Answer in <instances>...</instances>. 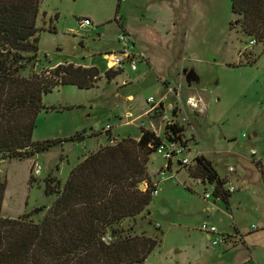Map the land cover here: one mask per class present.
<instances>
[{
  "label": "rangeland",
  "instance_id": "1",
  "mask_svg": "<svg viewBox=\"0 0 264 264\" xmlns=\"http://www.w3.org/2000/svg\"><path fill=\"white\" fill-rule=\"evenodd\" d=\"M117 3L118 0H41L36 20L41 30L35 70L62 62L92 63L99 78L93 88L60 85L43 96V104L55 108L37 114L32 140L62 142L34 157L0 160V178L6 177L1 214L16 218L31 213L30 219L37 222L55 199L54 193H45L47 178H55L62 186L84 154L112 143L111 138L135 139L142 128L162 137L165 125L160 115L148 118L143 114L148 107L146 98L154 96L159 100L167 85L181 82L182 99L192 94L203 104V112L190 116L182 134L189 146L184 157L190 162L181 166L180 156H176L166 169L167 160L152 152L146 171L158 193L134 220H124L122 227L133 226L137 233L149 236L157 234L156 227L162 231L161 242L145 264H220L213 251L222 245L234 247L242 243L243 235L236 229H258L253 234L256 237L264 230L262 187L250 183L245 188L233 174L219 175L226 180V189L234 187L232 192L228 190L226 205L212 196L213 184L190 177L189 169L196 164L194 158L201 155L221 174L228 167L235 171L236 157L216 150L229 148L233 141L224 140L222 134L235 136L245 146L251 141L258 151H264V39L257 41L244 35L231 12L230 0H123L116 13ZM82 18L91 23L79 24ZM123 32L137 53L136 69L124 63L123 70L108 79L104 75L109 59L106 53L122 46L118 35ZM183 69L194 70L198 81L188 85ZM167 100L174 103L171 94ZM126 111L134 117L129 124L121 119ZM252 124L261 129V139L249 137ZM106 125L110 126L106 129L109 137ZM76 132H82L81 140H67ZM254 155L248 165L249 178L260 170L257 164L261 159ZM34 164L41 167L37 174L32 171ZM146 184L141 182L140 189H145ZM205 192L210 193L209 198H204ZM204 225L215 227L218 233L234 231L225 236H240L239 241L232 239V246L228 238L227 245H213L202 231ZM218 236L212 234V238ZM250 249L255 250L252 254L256 261L250 259L245 264H264V245ZM240 260L236 256L232 264Z\"/></svg>",
  "mask_w": 264,
  "mask_h": 264
},
{
  "label": "trees",
  "instance_id": "2",
  "mask_svg": "<svg viewBox=\"0 0 264 264\" xmlns=\"http://www.w3.org/2000/svg\"><path fill=\"white\" fill-rule=\"evenodd\" d=\"M40 2L0 0V160L34 157L62 142L32 140L37 114L55 108L45 106L43 96L60 85L93 88L99 78L95 66L71 62L35 70ZM230 6L244 35L262 41L264 0H230ZM118 8L119 0L116 13ZM118 72L107 68L104 75L110 79ZM163 131L162 137L142 128L137 139L111 138L112 143L84 154L62 186L47 178L45 193H54L55 199L37 222L30 219L31 213L2 216L6 177L0 178V264H145L161 242L162 231L156 227L158 235L149 236L133 226L123 229L122 223L134 220L151 201L156 184L146 171L149 155L164 139L180 141L183 128L165 126ZM82 138V132H76L67 140ZM194 161L189 176L213 184L212 196L227 205L226 180L203 156ZM143 181L147 184L142 190ZM106 236L110 240H104Z\"/></svg>",
  "mask_w": 264,
  "mask_h": 264
},
{
  "label": "built area",
  "instance_id": "3",
  "mask_svg": "<svg viewBox=\"0 0 264 264\" xmlns=\"http://www.w3.org/2000/svg\"><path fill=\"white\" fill-rule=\"evenodd\" d=\"M123 1V0H119ZM91 22L88 18H82L79 19V24H87L89 25ZM118 40L121 43V47L116 50L115 52H109L106 55L109 57L108 59V68L112 70H123V64L127 63L131 70L136 69V63L135 59L137 57V53L134 50V45H129V36L127 34L120 33L118 35ZM255 42L254 39L250 41L251 44ZM166 90L162 94V97L159 100H156L154 96H148L146 98V104L148 107L144 110L143 114L145 116L149 117H155L157 115H160L163 123L165 126L171 127V126H178L183 128V132L181 133L180 141L175 140H166L164 139L163 142L156 148V152L160 153L164 159L172 162V159L176 156H180L178 160V164L181 166H184L190 162V160L187 157H184V154L188 151V143L185 142V139H183L182 134H184V129H186V124L190 121V116L194 114H198L203 112V104L202 100L199 97H196L195 95H187L184 99H182L181 96V90L182 85L181 82L176 83L175 86L167 85ZM172 95L174 97V103L172 104L170 101H168V96ZM163 106V107H162ZM161 112V114H160ZM132 114L128 111L125 112V122L128 123L131 121ZM110 126L106 125L105 129H109ZM169 133V132H168ZM191 142L194 143V139L191 138ZM252 154H254V151H251ZM166 164V169L167 168ZM41 167L39 165L34 164L32 167V171L37 174L39 173ZM228 171H233V167H228ZM32 173V172H31ZM161 175L165 174V172L162 170L160 172ZM157 183V182H156ZM228 190L232 192L234 190V187H228ZM158 193L157 189L154 188L152 190V195H156ZM210 193L205 192L204 198H209ZM202 231H204L206 234H208V239L211 241L213 245L217 244H224L227 245V239L230 237H227L225 235L219 234L215 227L211 226L208 228L206 225L202 227ZM216 233L220 236L212 238L211 234ZM240 236L238 238H230L239 241ZM104 240H110L109 236H106L103 238ZM235 241L231 240V244H233Z\"/></svg>",
  "mask_w": 264,
  "mask_h": 264
},
{
  "label": "crops",
  "instance_id": "4",
  "mask_svg": "<svg viewBox=\"0 0 264 264\" xmlns=\"http://www.w3.org/2000/svg\"><path fill=\"white\" fill-rule=\"evenodd\" d=\"M58 63H55L53 65H56ZM51 65V66H53ZM76 65H82V66H94L92 63L91 64H76ZM126 98H130V95H127ZM130 112V111H128ZM125 115V113H124ZM124 115L121 117V119H125ZM143 115V114H142ZM138 116V115H137ZM136 117V116H135ZM131 119H133L134 117L131 116ZM131 122V121H130ZM130 122L126 123L129 124ZM151 122V121H150ZM262 132L261 129L256 125L252 124L251 127V135H249V137L251 139H256L258 137V139H261ZM244 134H241V137ZM221 137L226 140V139H233L232 142H230L229 144H231V148H226V149H216L218 152H230L231 155L233 157H236V162L238 163V167H236L235 165V171L231 172V171H227L223 174H221L217 168L216 165H214V169L216 170V172L218 173V175H220L221 177H225L228 174H233V177L235 178V180L240 183L243 187H247L248 184L250 183H259V186L262 187V193L261 196H264V151L263 148L261 150H257L256 145H254L253 142L250 141V143L248 144V146H245V144H240V142L236 141V137L235 136H227L225 134H222ZM138 137H136L135 139H137ZM195 140V139H194ZM249 141V140H248ZM195 142V141H194ZM235 143V144H234ZM235 146V148H234ZM205 153L210 152V149H203ZM215 150V149H214ZM215 150V152H216ZM254 151V154H256V158H260L261 160L259 161L260 163L257 164V168L260 167V170H258L252 177L249 178V176H251V173H249V167L250 166V160L252 158V152ZM203 152V151H201ZM205 153H203L205 155ZM258 153V154H257ZM206 156V155H205ZM253 158H255V155L253 156ZM251 178H253V180H251ZM242 187V188H243ZM237 187H235V190ZM237 231H239L242 235H243V241L242 243H240L237 246H234L235 244H231L234 247H226V246H221L219 247L216 251L213 252H217V257L219 260L218 263L220 264H232L233 259H236V256H240L242 260H240L237 264H245L246 262H248L250 259L255 260V256L252 254V252H255L254 249H250V248H254L256 246H258L259 244H263L264 245V230H262V233H260V235H258L257 237L255 235H253L254 233L258 232V229H236ZM217 231V229H216ZM222 232H227V233H219L222 235H231L233 232H229V231H222ZM212 236V234H211ZM260 237V238H259ZM206 238L208 239V234H206ZM209 240V239H208ZM232 240V239H231ZM262 242V243H261ZM223 253V254H221ZM231 256L230 260L229 257ZM223 259H225V261H223ZM228 260V261H227ZM256 261V260H255ZM229 262V263H227Z\"/></svg>",
  "mask_w": 264,
  "mask_h": 264
},
{
  "label": "water",
  "instance_id": "5",
  "mask_svg": "<svg viewBox=\"0 0 264 264\" xmlns=\"http://www.w3.org/2000/svg\"><path fill=\"white\" fill-rule=\"evenodd\" d=\"M182 72L185 76V81L188 85H190V83L192 82L198 81V76L194 72V70L189 69L188 71H186V69H183ZM141 186L143 187V184H141Z\"/></svg>",
  "mask_w": 264,
  "mask_h": 264
},
{
  "label": "flooded vegetation",
  "instance_id": "6",
  "mask_svg": "<svg viewBox=\"0 0 264 264\" xmlns=\"http://www.w3.org/2000/svg\"><path fill=\"white\" fill-rule=\"evenodd\" d=\"M186 71H188V70L186 69Z\"/></svg>",
  "mask_w": 264,
  "mask_h": 264
}]
</instances>
